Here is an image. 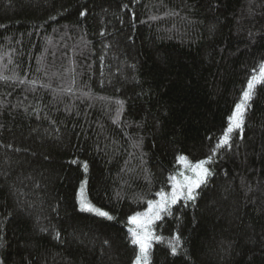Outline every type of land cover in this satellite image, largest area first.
Masks as SVG:
<instances>
[{
    "label": "trees",
    "instance_id": "1",
    "mask_svg": "<svg viewBox=\"0 0 264 264\" xmlns=\"http://www.w3.org/2000/svg\"><path fill=\"white\" fill-rule=\"evenodd\" d=\"M184 164L139 264H264V0H0V264H135Z\"/></svg>",
    "mask_w": 264,
    "mask_h": 264
},
{
    "label": "rangeland",
    "instance_id": "2",
    "mask_svg": "<svg viewBox=\"0 0 264 264\" xmlns=\"http://www.w3.org/2000/svg\"><path fill=\"white\" fill-rule=\"evenodd\" d=\"M239 109V108H238ZM240 116V109L237 110L234 121L237 122ZM185 165V166H184ZM183 165L181 175L174 182L173 189L169 195H162L159 200L153 204L145 212L136 215L132 218L131 222L134 225V235L137 243L140 246V256L135 264H139L144 261L145 251L149 245L151 225L157 217L159 209H161L166 201L173 202L184 193L189 194L193 190L197 183L202 179L205 174V168L202 164L194 166Z\"/></svg>",
    "mask_w": 264,
    "mask_h": 264
}]
</instances>
